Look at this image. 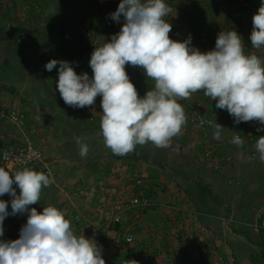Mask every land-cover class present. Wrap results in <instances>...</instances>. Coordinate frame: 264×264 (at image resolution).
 <instances>
[{
    "label": "crops",
    "instance_id": "1",
    "mask_svg": "<svg viewBox=\"0 0 264 264\" xmlns=\"http://www.w3.org/2000/svg\"><path fill=\"white\" fill-rule=\"evenodd\" d=\"M5 1H13L16 10L25 6L31 13L30 17L24 13L26 17H40L43 22L38 25L27 21L28 27L25 26L31 40L26 51L31 56L24 58L25 74L22 79L13 78L20 88L25 82L26 95L20 90V97L24 99L17 105V89L0 87L1 106H18L26 112L28 124L23 130L37 146L44 149L54 180L51 186L43 189L39 203L30 205L29 209L36 208L42 213L44 207L54 206L61 210L65 218L72 222L77 236L84 235L96 241L106 264H127L130 260L138 264L147 261L152 264H188L198 259L210 264L217 256L229 254L235 257L237 264H264V236L254 234L251 229L257 213L264 210V197L248 191L249 182L264 176V162L259 159L256 144L244 141L242 146H238L231 142L235 129H232L227 111L215 107L216 101H211L202 91L194 93L191 99L178 101L185 110L187 123L181 134L173 138L170 152H160L169 155L159 156L152 160L154 164L146 166L142 163L147 161L145 154L128 159L125 155L113 154L105 146L100 128L102 97L98 96L93 106L83 109L70 107L61 98L54 84L59 65L51 72L45 65L56 55L59 58L55 60L69 62L78 75L87 73L92 78L91 56L82 58L78 54L82 50H90L81 44L82 35L77 25L90 27L92 38L96 40L90 44L100 47L110 42L125 23L123 16L119 23L111 18L122 0ZM250 1L253 7L240 10L246 0H165L173 9L166 18L172 25L169 36L177 42L191 37L190 47L206 54L215 50L221 32L234 30L242 38L245 54H255L264 60V47L253 48L250 39L253 17L258 14L264 0ZM37 9H40V15ZM12 14L15 18L16 15ZM68 17L72 18L71 22H67ZM43 19L49 21L50 26L44 27ZM15 20L12 31L19 30L18 18ZM49 36H56L59 40L44 44L39 41H45ZM50 45L51 48L48 47ZM39 47L45 50L42 51L45 57L35 61V51ZM52 52L55 54L50 55ZM126 72L129 77L139 74L137 91L140 98L154 87V81L146 76L144 69L127 65ZM197 114L222 123L220 140L214 139L215 127L203 131L197 128L195 121L191 123ZM260 130L259 138L264 136V125L260 124ZM0 132L10 140L23 139L20 132L8 127L1 128ZM77 138L88 145L86 158L79 154ZM192 143L201 145L200 149H196L197 153L191 148ZM211 147L214 151L232 155L234 163L229 171L216 170L209 161L201 162L202 151ZM166 160L170 163L169 172L163 170L167 166L164 165ZM135 162L138 176L145 180L139 187H130L123 183V179L131 174L129 166L132 170L136 167L132 166ZM153 177L154 185L149 183ZM238 181L242 187L236 186ZM224 184H230V187H224ZM13 187L19 195L18 186L14 184ZM131 189L136 190L134 193L143 191L146 197H149L148 193L152 206L139 220L134 218L133 213L124 216L116 231L131 230L135 235V241L126 245L123 239L109 233L108 228L99 227L110 219L114 205L126 200ZM9 200L6 202L10 215L4 220V235L0 236V241L5 242L19 239L28 219V213L11 215L12 200ZM93 229L99 231L93 233ZM244 246L247 253L243 250ZM245 254L247 256L242 258Z\"/></svg>",
    "mask_w": 264,
    "mask_h": 264
},
{
    "label": "clouds",
    "instance_id": "2",
    "mask_svg": "<svg viewBox=\"0 0 264 264\" xmlns=\"http://www.w3.org/2000/svg\"><path fill=\"white\" fill-rule=\"evenodd\" d=\"M172 11L165 0H122L111 18L119 23L123 16L125 23L110 42L95 47L90 59L92 78L87 73L78 75L67 61L53 59L45 65L49 72L59 65L57 87L66 105L83 109L102 97L100 128L105 146L115 155H127L148 143L170 147L187 123L178 101L191 99L198 91L216 101V108L227 110L236 124L257 121L264 125V60L246 55L242 38L234 30L221 32L215 50L206 54L190 47L191 37L184 42L172 40V25L166 20ZM252 23V46L260 49L264 47V3ZM127 65L144 69L154 81L143 98L126 72ZM222 129L216 125L215 140L221 139ZM231 142L244 143L239 135ZM77 143L80 156L86 158L88 145L79 138ZM256 150L264 162V136ZM33 169L10 174L0 167V196L13 197L11 215L28 213L20 238L0 241V264H106L96 241L77 236L61 210L54 206L44 207L42 213L29 209L39 203L43 189L54 183L51 172ZM9 215L8 203L0 200V236Z\"/></svg>",
    "mask_w": 264,
    "mask_h": 264
},
{
    "label": "built area",
    "instance_id": "3",
    "mask_svg": "<svg viewBox=\"0 0 264 264\" xmlns=\"http://www.w3.org/2000/svg\"><path fill=\"white\" fill-rule=\"evenodd\" d=\"M88 36V33H86ZM56 85H58V79L56 80ZM232 121L233 137L239 135L243 141L247 143L257 144L258 140L254 135V127L257 121L251 122H240L235 123L234 117L228 114ZM196 123L203 129L216 128L219 124L222 126L221 122H217L206 116L199 117ZM28 124V116L25 111L17 107H3L0 105V129L9 128L21 133L22 140L8 139L0 132V167H4L5 170L9 171L10 174H14L17 171H22L25 168H35L38 172L48 173L51 172L50 167L45 158V151L43 148L37 146L23 130L24 126ZM250 125V126H249ZM206 156L213 159L215 167L217 170L222 172L226 171L234 163V158L232 155L221 152V151H209ZM52 178V173H51ZM241 183L238 182L239 186ZM138 187L142 183L137 184ZM149 201L146 199V195L143 191H138L137 193L130 194L126 200L118 202L114 205L112 210V215L110 219L101 225L99 228H108L109 233H112L117 238L124 239L126 245H130L135 241V236L128 234L127 232H118L113 229L112 226L123 222V218L127 213H133L135 219L141 217V211L149 205ZM112 227V228H111ZM252 232L256 235L264 236V210H261L257 214L256 221L251 225ZM99 231L93 229L92 232ZM130 238V242H129ZM235 258L229 255L217 256L210 264H235ZM188 264H206L201 260H195Z\"/></svg>",
    "mask_w": 264,
    "mask_h": 264
},
{
    "label": "rangeland",
    "instance_id": "4",
    "mask_svg": "<svg viewBox=\"0 0 264 264\" xmlns=\"http://www.w3.org/2000/svg\"><path fill=\"white\" fill-rule=\"evenodd\" d=\"M13 1L12 3L11 2H7L5 0H0V87L3 85V86H8V87H11L12 89H17L16 91V94H15V100H16V103L17 105L19 104L20 100L24 99L23 97H20V90H23L22 93H24V96L26 95L27 91H26V88H25V82H23L21 84V88L18 86V84H16L15 82H13L14 79H22V76H24L25 72L23 71L25 69V63H24V58L25 56L27 58H29L31 55L29 54L30 52L26 51V48L29 46V44H31V40H30V32L28 30V28H26L25 26H27V21H29L30 23L31 22H35V23H38V25L42 22L41 18H35L34 19H31L29 18V14L31 13H28L27 10L29 9H25V6L22 7V9H15L14 5H13ZM39 10V11H37ZM36 11L38 12V15H40V9H37ZM30 11V10H29ZM9 12V15H5L6 13ZM22 14H21V13ZM14 13L16 15L15 18H13V14ZM24 13H26V15H28L29 17H26L24 15ZM11 14V15H10ZM68 14H70V12H68ZM18 18V22H19V30L17 29L16 31L13 30L12 31V27L14 26V24L16 23V20ZM63 19V18H61ZM71 17H68V21L67 22H71ZM43 21H45V26H50V24L46 21V19H43ZM66 22V23H67ZM43 23V22H42ZM73 23V22H72ZM49 24V25H47ZM28 27V26H27ZM77 27L79 28V31L81 33H83L85 39H87L86 41L89 42V45L91 47V50L90 51H84L82 50L81 52H79L78 54L83 58V57H90L92 55V53L94 52L95 50V44L91 45L90 43L91 42H95L96 40H94L92 38V33L90 32V27L87 25V26H78ZM37 28V27H36ZM84 31L86 33H88V36H86V34L84 33ZM56 37V36H55ZM53 36H50L48 37L47 40L44 41V39H39L40 42H43L42 44H44V42H56L55 40H59L58 38H55ZM81 37V36H80ZM52 45L48 46L51 48ZM48 47H45V49H47ZM53 49V48H52ZM45 51L44 49H42L41 47L38 48V50H36L35 52L38 54H36V58H35V61H38L40 59V57L44 58L45 57V54H43V52ZM45 53H48L47 51ZM55 54L54 52L50 53V55H53ZM91 54V55H90ZM49 55V56H50ZM78 57V55H77ZM50 58V57H49ZM59 56H56L54 55V57L50 58L49 60H52V59H58ZM78 60V59H76ZM77 66V65H76ZM77 69L79 70V67H77ZM76 69V70H77ZM141 75V74H140ZM134 76V77H133ZM133 76L130 77L131 78H134L131 82H138V75L134 74ZM56 80L59 78V72L55 75ZM14 78V79H13ZM56 80L54 81V84H56ZM138 84L137 83L135 85L136 89L138 90ZM141 85H139V92L141 93ZM3 88V87H2ZM13 107H17L19 108L18 106H13ZM202 116H206V115H203V114H197L196 116H193V122H192V119H191V123H196L197 119L199 117H202ZM197 128L203 130V131H206L207 129H203L201 128L197 123ZM200 131V130H199ZM197 147V148H196ZM201 145L200 144H194L192 143L191 144V148L195 151V153H197V150L196 149H200ZM171 147H168V148H158L156 147L154 144L152 143H148L146 145H143V146H137L135 151L125 155L126 157H128V159H130L131 157H135L137 158V156H141V155H144L146 156L147 158V161L146 162H143L142 163H145L146 166L148 165H152L154 164V159H156L157 157L161 158V156H165V155H169V154H161L160 152H163V151H169ZM209 151H214L213 148H209L205 151H202L203 154V160L201 161L202 163L205 162V161H209L211 162L214 167H215V162L213 159H210L206 156V154L209 152ZM200 155V156H201ZM200 156L198 157V159L200 160ZM155 157V158H154ZM137 160V159H135ZM150 160V161H149ZM167 160H169L167 158ZM164 162V165H167L165 167V169H163L164 171L166 172H169V167L170 166V163L169 161ZM162 162H160L161 164ZM136 166L135 168L133 167V170H132V167L129 166V171H131V174L129 175H126L127 177H125L123 179V183L127 184V185H130V187L134 186V185H137L138 183H142V185L144 184L143 183V180H145L144 178H141L140 176H138V173L136 172L137 170V165H136V162L135 164H132V166ZM232 167V166H231ZM228 168L226 171H229ZM215 169L217 170V168L215 167ZM220 171V170H219ZM262 173L264 174V170L262 171ZM240 182V181H238ZM236 182V186L237 187H242V183L238 186ZM129 183V184H128ZM150 184H153L154 185V177H153V180L149 182ZM250 184H248V191L251 193V194H255L257 196H263L264 197V176H262L260 179H255V180H252L251 182H249ZM229 186L230 187V184H224V187L225 186ZM138 186V185H137ZM152 190V189H151ZM134 192H136L135 189H131V192L129 191L130 194H134ZM138 192V191H137ZM0 198H4L2 199L3 201H6V200H9V198H11V200L13 199V197H11L9 194H5L4 196H0ZM10 201V200H9ZM151 201L153 202V200L151 199ZM258 214V213H257ZM127 218V217H126ZM242 249V248H241ZM244 252L247 253V249L243 248ZM249 254V253H248ZM232 255V254H231ZM247 255L245 254L242 258L246 257ZM234 257V256H233ZM235 258V257H234Z\"/></svg>",
    "mask_w": 264,
    "mask_h": 264
},
{
    "label": "trees",
    "instance_id": "5",
    "mask_svg": "<svg viewBox=\"0 0 264 264\" xmlns=\"http://www.w3.org/2000/svg\"><path fill=\"white\" fill-rule=\"evenodd\" d=\"M247 5H246V4ZM250 7H253V3L249 0V1H247L246 0V2H242V4H241V6H240V10H247V9H249ZM81 33V32H80ZM81 35H82V37H81V44H83V47L86 49V50H91L90 49V46L89 45H87L88 44V41H86L87 39H85V37H84V35H83V33H81ZM92 45V44H91ZM225 111V110H224ZM227 111V110H226ZM225 111V112H226ZM228 113V112H227ZM229 114V113H228ZM206 117H208V118H211V119H213L212 117H209V116H206ZM213 120H215V119H213ZM216 121V120H215ZM217 122H219V121H217ZM250 126V125H249ZM259 127H260V123L258 122L257 124H255V127H254V133H255V137L257 138V136H258V138H259V136H260V132H261V130L259 131ZM152 192V191H151ZM146 195V194H145ZM147 195L150 197V195L147 193ZM149 197H148V199H149ZM150 202V201H149ZM152 205H151V203H149V205L146 207V208H144L142 211H141V217L139 218V219H141L142 218V216L144 215V212L148 209V208H150ZM139 219H137V220H139ZM113 227V229L114 230H119V228H120V225L119 224H116V225H114V226H112ZM128 234H132V235H134L133 234V231H129V232H127ZM135 236V235H134ZM124 240V239H123ZM144 264H152V262L151 261H147L146 263H144Z\"/></svg>",
    "mask_w": 264,
    "mask_h": 264
},
{
    "label": "water",
    "instance_id": "6",
    "mask_svg": "<svg viewBox=\"0 0 264 264\" xmlns=\"http://www.w3.org/2000/svg\"><path fill=\"white\" fill-rule=\"evenodd\" d=\"M34 171H37L36 169H33ZM38 172V171H37Z\"/></svg>",
    "mask_w": 264,
    "mask_h": 264
}]
</instances>
